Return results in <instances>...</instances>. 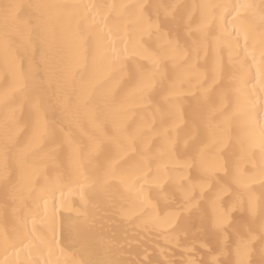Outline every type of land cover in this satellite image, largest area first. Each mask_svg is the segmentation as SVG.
Returning a JSON list of instances; mask_svg holds the SVG:
<instances>
[{
	"label": "bare ground",
	"instance_id": "bare-ground-1",
	"mask_svg": "<svg viewBox=\"0 0 264 264\" xmlns=\"http://www.w3.org/2000/svg\"><path fill=\"white\" fill-rule=\"evenodd\" d=\"M11 2L25 7L7 26L0 15V264H236L234 245L219 255L207 199L206 231L173 234L153 220L176 212L182 177L197 179L185 166L195 122L209 169L228 157L251 177L256 218L233 215L241 231L259 232L264 0ZM148 30L154 45L178 39L181 49L168 81L179 102L164 123L129 78Z\"/></svg>",
	"mask_w": 264,
	"mask_h": 264
},
{
	"label": "snow or ice",
	"instance_id": "snow-or-ice-1",
	"mask_svg": "<svg viewBox=\"0 0 264 264\" xmlns=\"http://www.w3.org/2000/svg\"><path fill=\"white\" fill-rule=\"evenodd\" d=\"M24 7L11 2V0H5V2L0 3V15L3 16L6 26L9 21L20 18ZM26 7L40 9L45 6L37 4ZM82 7L87 11L90 6L83 5ZM162 23L167 24V20ZM169 30L171 31V29ZM155 31L156 33L162 32L160 24L155 26ZM144 36L147 38L142 40L141 45L143 62H137L134 65L129 73V78L135 81V86L140 90L143 104L149 109L154 108L159 115L161 123H164L174 118V107L179 102L178 99L171 98V89L168 87L170 73H178L182 70V65L175 63L176 57L181 55L179 40H169L166 45H160L159 43L154 45L151 30L146 31ZM42 38V30L38 22L32 30L30 43L39 46ZM120 55H123V53ZM88 58L89 51L87 47H84L83 59L87 62ZM169 61L173 62L171 69L169 68ZM184 63L186 64L187 61H184ZM161 97H163V100ZM227 99V94L222 93L217 102L218 105L223 107ZM85 103H90V100L85 101ZM100 115V113H97V119L100 118ZM193 128V150L187 156L185 166L195 170L197 179L194 181L191 177H182V179L187 181V186L181 184L179 189L183 195L182 202L177 205L175 213L167 214L163 219L157 217L153 220V226L167 227L173 234L181 231L187 233L193 228L197 232L206 231L209 228V220L204 211L207 199L214 210L210 222V234L212 239L219 245V255H229V249L234 245V251L238 257L236 264H264V194L261 196L260 203L259 232L257 233L251 224L241 231V228L235 222L233 215L235 212L247 211L253 221L256 218V197L251 188V177L241 171L239 164L230 169L228 157L223 158L222 164H219L214 169H209L203 158V150L199 144L195 143L197 140L195 122ZM127 131L128 125H125L117 130V135L127 133ZM260 131L261 157L259 171L261 175H264V126H261ZM4 150L7 158L10 151L7 139ZM249 159L251 160V157ZM135 167L136 164L134 163L133 168ZM7 172L6 164V175ZM257 241L259 242L260 251L259 261L252 259ZM186 264H205V262L188 259ZM212 264H232V262L227 259L219 260L214 257Z\"/></svg>",
	"mask_w": 264,
	"mask_h": 264
}]
</instances>
